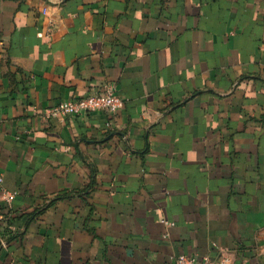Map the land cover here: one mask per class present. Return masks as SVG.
Instances as JSON below:
<instances>
[{
	"label": "crops",
	"instance_id": "crops-1",
	"mask_svg": "<svg viewBox=\"0 0 264 264\" xmlns=\"http://www.w3.org/2000/svg\"><path fill=\"white\" fill-rule=\"evenodd\" d=\"M0 178V264H264V0H0Z\"/></svg>",
	"mask_w": 264,
	"mask_h": 264
},
{
	"label": "built area",
	"instance_id": "built-area-1",
	"mask_svg": "<svg viewBox=\"0 0 264 264\" xmlns=\"http://www.w3.org/2000/svg\"><path fill=\"white\" fill-rule=\"evenodd\" d=\"M44 14H46V11H44ZM123 108L124 103L119 96L118 85L110 82L85 97L61 102L51 109L44 110L41 116L44 120L50 121L103 113L112 119H116ZM2 182V178H0V184ZM2 198L6 203H11L13 196L3 190ZM171 262L172 264H233L230 256L226 254H221L217 258H212L208 254L204 256L180 255L172 257Z\"/></svg>",
	"mask_w": 264,
	"mask_h": 264
}]
</instances>
